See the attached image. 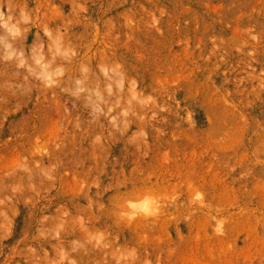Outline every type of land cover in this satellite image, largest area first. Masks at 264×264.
Wrapping results in <instances>:
<instances>
[{"label": "rangeland", "instance_id": "obj_1", "mask_svg": "<svg viewBox=\"0 0 264 264\" xmlns=\"http://www.w3.org/2000/svg\"><path fill=\"white\" fill-rule=\"evenodd\" d=\"M0 264H264V0H0Z\"/></svg>", "mask_w": 264, "mask_h": 264}]
</instances>
